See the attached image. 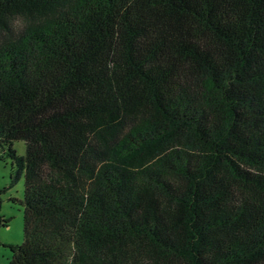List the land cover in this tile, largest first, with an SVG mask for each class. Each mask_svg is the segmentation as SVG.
<instances>
[{
    "label": "trees",
    "instance_id": "1",
    "mask_svg": "<svg viewBox=\"0 0 264 264\" xmlns=\"http://www.w3.org/2000/svg\"><path fill=\"white\" fill-rule=\"evenodd\" d=\"M0 151L8 264H264V0H0Z\"/></svg>",
    "mask_w": 264,
    "mask_h": 264
},
{
    "label": "rangeland",
    "instance_id": "2",
    "mask_svg": "<svg viewBox=\"0 0 264 264\" xmlns=\"http://www.w3.org/2000/svg\"><path fill=\"white\" fill-rule=\"evenodd\" d=\"M13 148L17 155L25 153V142L15 140ZM13 160L0 151V216L8 218L6 226L0 224V264H8L12 251L8 245L24 240L23 199L24 179L11 184Z\"/></svg>",
    "mask_w": 264,
    "mask_h": 264
}]
</instances>
